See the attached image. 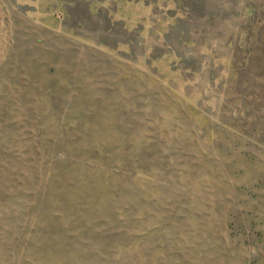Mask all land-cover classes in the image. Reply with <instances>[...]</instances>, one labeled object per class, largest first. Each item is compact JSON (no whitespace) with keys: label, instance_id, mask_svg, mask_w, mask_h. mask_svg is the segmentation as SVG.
<instances>
[{"label":"rangeland","instance_id":"rangeland-1","mask_svg":"<svg viewBox=\"0 0 264 264\" xmlns=\"http://www.w3.org/2000/svg\"><path fill=\"white\" fill-rule=\"evenodd\" d=\"M0 264H264V0H0Z\"/></svg>","mask_w":264,"mask_h":264}]
</instances>
